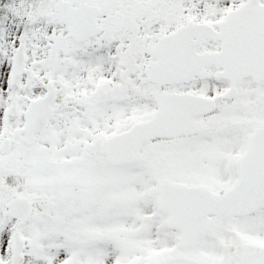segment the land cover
<instances>
[{"label": "snow or ice", "instance_id": "6c2138e0", "mask_svg": "<svg viewBox=\"0 0 264 264\" xmlns=\"http://www.w3.org/2000/svg\"><path fill=\"white\" fill-rule=\"evenodd\" d=\"M0 264H264V0H0Z\"/></svg>", "mask_w": 264, "mask_h": 264}]
</instances>
